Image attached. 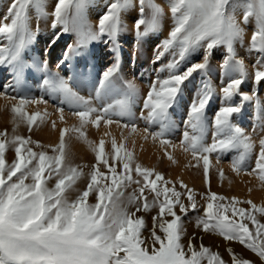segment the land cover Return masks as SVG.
<instances>
[{
	"label": "snow or ice",
	"instance_id": "snow-or-ice-1",
	"mask_svg": "<svg viewBox=\"0 0 264 264\" xmlns=\"http://www.w3.org/2000/svg\"><path fill=\"white\" fill-rule=\"evenodd\" d=\"M70 3L75 6L76 16L81 17L87 0H58L51 13L55 18L53 27L64 25V30H69L67 26L72 19L68 13ZM131 3L133 0H115L111 3L106 13L99 19L98 30H95L93 38L115 32L119 26L121 11ZM138 4L140 18L136 21L135 28L139 34L142 25L154 28L164 10L154 0H138ZM30 7H35L41 15H47L44 12V0H14L8 7L4 20L11 22L0 25V34L8 41L6 47L0 48V65L8 64L14 67L20 60L21 51L29 38L27 17ZM146 8L151 10L150 20L145 19ZM170 8L175 26L169 38L163 42V51H160L159 55L177 46L179 58H174L169 65L172 71L168 77L162 81L158 80L150 88L143 103L147 115L145 116L142 111L140 118L149 124L162 120L180 85L192 72L206 67L211 49L218 45L226 46L228 55L222 67L235 65L239 70V76L229 78L226 86L221 88L223 104L214 116L216 131L212 135V142L211 144L204 142L201 128L202 114L214 95L206 86L190 107L189 119L185 123L192 129V133L186 130L181 143L184 145V151L191 150L194 157L198 153L201 154L199 159L203 160L206 178L209 172V154L217 153L216 158L219 162L221 156L229 149L242 147L243 151L232 158L231 165L233 171L237 173L245 171L254 144L250 137L231 125L232 115L239 111V107L229 102L231 96L238 92L247 73L244 62L234 55V44L236 42L243 44L245 35L244 29L237 22L236 12L239 9L243 10L245 24L250 22V18L254 19L251 50L257 51L259 56L253 65L256 69L253 79L260 82L264 80V0H172ZM82 23L86 28H91L86 22ZM205 41L206 45L203 43ZM201 45L205 48L204 61L189 67L183 73L175 72V68L189 51ZM42 66L46 67L47 61H44ZM116 70L115 67L106 70L99 82L96 100L103 101L99 107H93L91 98H85L75 92L67 79L57 76L43 81L45 93L53 97L59 94V104H67L73 110L72 115L79 118L80 128L76 131H79L81 138L86 139L80 129L85 127L90 114L93 113L95 120L92 122L97 125L101 119L106 124H111L113 117H118L131 123L135 131L133 100L138 90L129 85L130 92L122 95L112 83ZM7 89L11 87L5 86V98L17 99L15 96H7ZM26 102V97L20 98V105ZM57 110L62 113L63 107ZM12 112L19 114L21 118L25 115L19 106H13ZM38 115L26 117L29 129ZM13 122L18 127L17 121ZM159 125L160 130L152 134L153 138L167 133L165 126ZM161 142L168 143L166 140ZM31 143L30 139L17 135L15 127L11 138L6 132H0V264H201L205 259L207 264H226L218 253L212 252L203 244L197 250L191 240L187 246L181 242L184 228L182 217L176 209L185 215L189 209L192 211L198 209L192 190L187 189L182 183L181 187L186 189V193L177 191L175 186L168 187L170 182L165 180L162 174L139 164L133 169L132 153L126 151L124 158H121L123 145L117 146L114 139L112 152L115 155L112 160L113 162L119 160L123 171L117 172L116 167L104 158V142L101 140L100 147H93L92 150L96 153L97 165H104L112 174L110 183H101L108 179L107 174L101 172L99 167L93 166L88 188L71 202L62 194L72 187L82 173L68 163L64 131L61 132L59 147L53 149L58 155L49 156L44 151L35 152L28 146ZM89 143L91 146V142ZM9 147L14 149L15 159L6 166L5 152ZM37 147L41 146L37 144ZM46 170L47 177L44 175ZM257 170L260 173L259 179L264 182V139L260 141L255 167L252 169L253 172ZM218 171L223 178V171L219 169ZM53 173L58 177V182L55 189H49L45 181ZM153 176L154 179H150ZM13 177H16L14 182ZM26 179H31V183L25 184ZM132 184L137 187L126 201L122 200L123 189ZM146 189L148 195H145ZM92 191L97 194V203L86 205L85 200ZM185 194L189 202L187 205L182 200ZM218 199L224 198H218L215 193L207 197L204 214L197 217V227L205 232L218 233L226 240L239 242L264 261V223H260L254 214L258 212L264 215V206L258 208L251 201H247L252 209L248 211L236 208L234 205L239 201L235 198L229 201L231 208L222 203L214 204L213 202ZM129 205H134L136 211L145 212L158 208V215L153 217V229L146 239L141 237L143 218L129 212ZM229 211L231 217L227 214ZM237 215L241 218L240 222L234 219ZM245 220L255 225L254 231L243 222ZM157 228L163 235L157 234ZM228 252L231 264H251L250 261L238 257L231 248Z\"/></svg>",
	"mask_w": 264,
	"mask_h": 264
},
{
	"label": "rangeland",
	"instance_id": "rangeland-1",
	"mask_svg": "<svg viewBox=\"0 0 264 264\" xmlns=\"http://www.w3.org/2000/svg\"><path fill=\"white\" fill-rule=\"evenodd\" d=\"M13 2L14 0H0V9L5 8L6 10L0 16V25L11 22L10 20L5 21L4 16ZM57 2L58 0H44V12L47 15H41L35 7L29 8L27 17L29 38L21 51L20 60L14 67H10L8 64L0 65V132H6L11 138L15 127L17 135L32 141L28 146L32 147L33 151H44L49 156H54L58 153L53 149L59 147L61 132L64 131L68 163L77 167L82 173L72 187L62 194L70 202L75 201L88 188L93 166L99 167L101 172L107 174L108 179L101 183H110L112 174L104 165H97L96 153L92 150L93 147H100L101 140L104 142V158H107L109 163L116 167L117 172L123 171L120 161L113 162L112 160L115 155L112 152L114 139L117 146L123 145L120 153L121 158H124L126 151L132 153L131 166L133 169L136 164H139L162 174L164 179L170 182L168 187L175 186L177 191L186 193V189L181 187L182 183L187 186V189L192 190L198 209L196 211L189 209L187 215L179 213V209H176L182 217L184 233L181 242L185 246L189 240L197 250L203 244L212 252L218 253L226 264H231L229 248L238 257L250 261L251 264H264L258 255L239 242L226 240L215 232H205L196 224L197 217L204 214L208 202L207 197L212 193H215L218 198H224L214 201V204L222 203L229 208L232 207L229 201L233 198L239 201L234 205L238 209L252 211L251 205L247 201H251L258 208L264 206V182L259 179V170L252 171L255 167L260 141L264 139V80L255 82L253 79L256 70L253 65L259 56L257 51L251 50V35L255 29L254 19L250 18V22L245 24L243 10L239 9L236 12L237 22L244 29L245 35L243 44L239 42L234 44V55L244 62L247 73L238 92L232 95L229 101L232 105L239 107V111L232 115L231 125L251 138L254 149L248 160L247 170L239 173L233 171L231 160L243 151L242 147L229 149L221 156L219 162L216 158L217 153L209 154V172L206 178L203 171V160L199 159L201 154L198 153L194 157L191 150L185 152L181 141L186 130L190 134L192 133V129L187 127L185 122L189 119L191 105L197 101L207 86L214 95L202 114L201 128L204 142L207 144L212 142V135L216 131L214 116L223 104L221 88L226 86L229 78H238L239 76V70L235 65L229 64L228 67H222L228 55L226 46L218 45L211 49L206 67L192 72L180 85L179 91L171 106L166 110L163 119L149 124L140 118L142 111L145 116L147 115V110L143 109L144 100L150 88L158 80L162 81L168 77L172 71L169 65L174 58H179L177 46H173L163 55H159V52L163 51V42L169 38V34L175 26L170 8L172 0H154L157 5L163 8L164 14L158 18L154 28L142 25L139 34L135 28V23L140 18L139 4L138 0H133V3L121 11L119 26L115 32L102 36L97 35L95 38L93 36L95 30H98L99 19L115 0H87L81 17L76 16L75 6L70 3L68 13L72 19L67 26L69 30H64V25L52 26L55 18L51 13ZM89 7L93 8L91 17L87 14ZM31 11L35 15L33 23H29ZM145 19H151L150 9H145ZM82 21L91 25V28H86ZM203 43L206 45L207 42ZM7 45L6 37L0 34V48ZM204 57L205 48L202 45L194 47L175 68V72L183 73L189 67L203 62ZM44 61H47L46 67L42 66ZM58 65L59 67H57ZM113 67L117 70L112 77V83L122 95H127L130 92L129 85H133L138 90L133 100L136 117L133 121L135 131H133L131 123L118 117H113L111 124H106L101 119L97 125L92 122L95 120V113H93L90 114L89 122L85 127L80 129L84 132L86 139L81 138L79 131H76L80 128L79 118L72 115L73 110L67 104H59V94L53 97L45 93L43 81L57 76L67 79L75 92L85 98H91L93 107H99L103 103V101L96 100L99 82L103 78L104 72ZM5 86L11 87V89H7L6 95L15 96L17 99L5 98ZM21 97L27 98V102L23 105H20ZM13 106L21 107L22 113L25 114L23 118L19 114H13ZM59 107H63L62 113L57 110ZM35 114L39 115L29 129L26 117ZM14 120L17 121L18 127L14 124ZM125 124L128 126L126 127ZM159 124L165 126L167 133L164 136L153 138L152 134L160 130ZM163 140L168 143H162ZM89 142H91V146ZM37 144L41 147H37ZM5 159L6 166L14 161L13 148L6 149ZM218 169L223 171V178H221ZM44 175L47 177V170ZM133 177L135 178V172H133ZM150 179H154V176ZM15 180L16 177H13V182ZM57 182L58 177L53 173L46 179L45 184L49 189H55ZM30 183L31 179L25 180V184ZM136 187L135 184H132L124 188L122 200L126 201ZM145 195H148L147 189ZM182 200L186 205L189 203L186 194ZM85 203L86 205L97 203L95 191L89 193ZM128 211L135 213L138 218H143L144 226L141 228V237L145 239L149 237L153 229V217L158 215V208H152L145 212L143 210L136 211L134 205H129ZM227 214L230 217L232 215L231 211ZM254 214L260 223H264V215L258 212ZM165 219H171V217H165ZM234 219L237 222L241 220L239 215ZM243 222L248 224L250 230H255V225L251 221ZM156 231L157 234L163 235L159 228ZM147 242L150 243V241ZM201 264H207V260H203Z\"/></svg>",
	"mask_w": 264,
	"mask_h": 264
},
{
	"label": "bare ground",
	"instance_id": "bare-ground-1",
	"mask_svg": "<svg viewBox=\"0 0 264 264\" xmlns=\"http://www.w3.org/2000/svg\"><path fill=\"white\" fill-rule=\"evenodd\" d=\"M8 5V4H7ZM131 10H133V9H131ZM130 10V11H131ZM5 8H1L0 9V16L1 15H3L4 13H5ZM135 11V10H134ZM92 12H93V8L92 7H89L88 9H87V14L91 17L92 16ZM31 13V17L29 18L30 20H29V23H33V21H34V19H35V15H34V13H33V11H31L30 12ZM126 18H127V14H126Z\"/></svg>",
	"mask_w": 264,
	"mask_h": 264
}]
</instances>
